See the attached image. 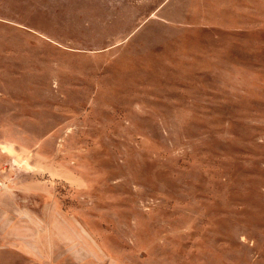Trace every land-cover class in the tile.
Instances as JSON below:
<instances>
[{"label":"rangeland","instance_id":"obj_1","mask_svg":"<svg viewBox=\"0 0 264 264\" xmlns=\"http://www.w3.org/2000/svg\"><path fill=\"white\" fill-rule=\"evenodd\" d=\"M0 264H264V0H0Z\"/></svg>","mask_w":264,"mask_h":264}]
</instances>
